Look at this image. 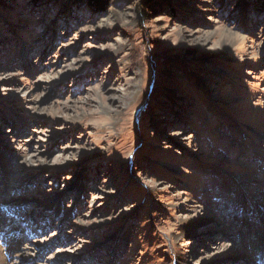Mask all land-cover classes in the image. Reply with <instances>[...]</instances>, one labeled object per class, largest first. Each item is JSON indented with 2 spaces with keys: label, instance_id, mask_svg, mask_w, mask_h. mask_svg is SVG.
Listing matches in <instances>:
<instances>
[{
  "label": "rangeland",
  "instance_id": "rangeland-1",
  "mask_svg": "<svg viewBox=\"0 0 264 264\" xmlns=\"http://www.w3.org/2000/svg\"><path fill=\"white\" fill-rule=\"evenodd\" d=\"M10 234L7 264H264V0H0Z\"/></svg>",
  "mask_w": 264,
  "mask_h": 264
},
{
  "label": "bare ground",
  "instance_id": "bare-ground-1",
  "mask_svg": "<svg viewBox=\"0 0 264 264\" xmlns=\"http://www.w3.org/2000/svg\"><path fill=\"white\" fill-rule=\"evenodd\" d=\"M205 213V212H204ZM209 214V213H208ZM202 217H203V220H207V218H209V217H205V215L203 216L202 215ZM202 217L200 216V217H198L197 219H187V220H183V222H182V230H184V232L185 233H188V234H192V233H194V229H193V226H195L196 225V223H198V221H199V219H200V221L202 220ZM205 217V218H204ZM210 219V218H209ZM1 220H2V218H1ZM184 234V233H183ZM11 238V239H10ZM7 239H9L8 240V242L9 241H11V242H15V244H12L11 243V245H10V243H9V245L10 246H8V244H7V242H6V246L4 247V245H3V247L1 246L2 244H1V242H0V264H7L6 263V261H5V257H6V259H7V257L8 258H10V256H12L13 255V253H16L17 251L19 252V250L20 249H18L17 250V241L19 242V240L17 239V237L15 236V234H10L9 236H8V238ZM257 242L258 241H256V244H255V246L257 247ZM264 248V247H263ZM17 251H16V250ZM256 250V249H255ZM12 253V254H11ZM5 256V257H4ZM14 256V255H13ZM246 259H247V256H246ZM7 261H8V259H7Z\"/></svg>",
  "mask_w": 264,
  "mask_h": 264
}]
</instances>
